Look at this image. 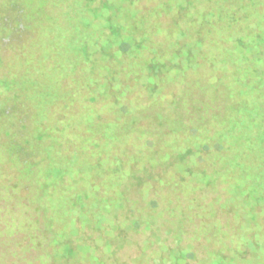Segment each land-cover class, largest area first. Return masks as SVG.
Returning a JSON list of instances; mask_svg holds the SVG:
<instances>
[{
  "label": "rangeland",
  "instance_id": "1",
  "mask_svg": "<svg viewBox=\"0 0 264 264\" xmlns=\"http://www.w3.org/2000/svg\"><path fill=\"white\" fill-rule=\"evenodd\" d=\"M116 3L127 17L121 15L115 24L123 30L125 42L131 44L146 34L152 13L143 7L137 18L139 11ZM55 10L56 22L44 26L38 21L19 26L16 13H6L9 28L2 37L7 45L3 48L0 44V264H264V197L260 200L264 196V156L241 161V146L238 152L237 146L231 145L229 150L222 146L216 148V155L203 153L197 164L188 161L208 173L218 171L214 183L205 185L208 177L194 175L184 187L149 180L140 189L131 184L138 186L145 179L143 161L125 169L115 163L109 175L104 172L105 159L87 161L99 138H117L127 144L120 148L122 153L149 150L147 155L152 157L156 152V162L161 169L166 168L164 150L180 134L224 122L229 112L239 107L243 96L229 90L237 85L235 92L244 93L245 69L240 68V81L228 74L221 84L212 78L211 71L201 80L194 75L183 80L182 73H169L155 93L145 92L146 107L138 109L126 102V112L106 113L105 123L92 124V143L84 144L76 132L83 112L81 84L87 79L76 82L78 74L66 76L65 72L72 64L76 70L84 64L78 53H67L64 48L78 52L81 14L72 9L69 18L67 8ZM163 13L157 12L159 16ZM129 15L136 17L131 24ZM172 43L167 38V44ZM95 49L93 40L86 44L89 54ZM137 55L133 56L129 79L139 83L136 78L143 69ZM35 90L47 92L52 100L40 101L41 94ZM165 93L169 95L163 97ZM88 98L95 100L92 94ZM66 101L74 103L65 107ZM43 106L45 113L40 115ZM68 109L73 110L76 121L71 122L74 127L68 133L77 136L57 143L48 136L47 147H43L39 137L46 128L40 123L48 120L49 128L61 130L57 117ZM221 130L216 137L223 136ZM258 141L253 153H264ZM225 170L239 172L227 177ZM74 171L79 177L70 181L67 176ZM105 183L124 195H116L113 188L105 191ZM92 186L100 188L95 191ZM66 198H76V203L71 205ZM73 225L84 233L81 239ZM71 236L78 237L74 243L80 244L75 256L68 254V240L60 248ZM239 250L241 254L236 255L234 251ZM183 251L181 258L178 252Z\"/></svg>",
  "mask_w": 264,
  "mask_h": 264
},
{
  "label": "trees",
  "instance_id": "2",
  "mask_svg": "<svg viewBox=\"0 0 264 264\" xmlns=\"http://www.w3.org/2000/svg\"><path fill=\"white\" fill-rule=\"evenodd\" d=\"M116 1L123 3L125 7L139 11L137 18L141 16L143 7L148 8L152 13V21L146 34L134 38L131 44L125 42L123 30L115 24L121 15L127 17L126 11L121 10ZM64 8H67L68 11L65 14L69 18V11L72 9L77 14H81L78 22H81L79 29L82 31L80 39L82 42L78 46V52L67 49L65 45L64 48L67 53H78L84 64L79 70H76V64L70 65L65 70L66 76L78 74L76 82L87 79L86 84H81L83 112L79 116L80 125L78 124L76 132L84 144L92 143V124L105 123L106 119L103 117L106 113L126 112L124 110L126 102H130L138 109L146 107L145 92L155 93L160 88L159 83L169 73H182L183 80L192 78L193 75L201 80L210 75L211 71L212 78L221 84L223 76L230 74L236 80L235 82H238L241 79L240 68L246 71L244 83L247 88L244 93L235 92L238 89L237 85H232L229 90L232 94L243 96L244 100L241 101L239 107L231 110L224 122L180 134V137L164 150V160L168 164L166 168L161 169L156 162V152L152 157L147 155L149 150H139L130 154L122 153L120 148L127 147V144L117 138H110L108 141L99 138L96 147L92 149V152L90 151L87 161L99 162L102 158L105 159L107 166L104 172L107 175L110 174L109 171L115 163L119 162L125 169L143 161L145 179L141 180L138 186L136 183L131 184V187L140 189L146 187L149 180L159 183L166 181L172 185L184 187L194 175L208 177L204 181L205 185L214 183L217 180L218 171L208 173L206 169L188 164V161H195L197 164L202 160L203 153L216 155L219 153L216 148L222 149V146H227V150L231 148V145L237 146L236 152L241 146L243 150V157H239L241 161L250 162L264 156V153L259 150L253 153L256 140H259V144L264 147V0H0L1 47L4 48L7 45L2 35L9 28L6 18L8 11L16 13L18 17L16 23L19 26L29 21H31L30 24L38 21L44 26L53 25L56 22L55 9L62 12ZM159 11H164V13L159 16L157 14ZM130 16L129 24L136 19ZM167 38L173 40L170 46L167 44ZM91 40L96 48L93 54H89L86 50V44ZM10 46L11 44L8 45ZM1 55L0 48V63L3 60ZM134 55L139 56L141 69H143L136 78L140 80L139 83L129 79V70L135 63ZM227 57L230 58L225 61ZM182 79L178 80L176 87H179ZM8 90L12 92L11 87ZM35 91L25 93L29 95L34 94ZM36 93L41 94L40 101L44 103L52 100L48 98L47 92L39 90ZM90 94L94 95V102L88 98ZM168 95L162 94L163 97ZM172 96L174 98L177 96L176 88ZM73 103L74 101H66L64 106L71 107ZM71 111L73 110L63 111L57 117L62 122L61 130L54 126L49 128L48 120L40 123L46 128L41 130L39 137L43 147H47L45 138L48 136L54 143L60 142V139L64 137L77 136L74 132L68 133V129L74 127L71 122H76ZM40 112H43L40 115H44L45 107ZM69 122L71 124H68ZM49 129L56 132L54 136L49 134ZM103 130L106 131L107 126ZM218 130L223 131V136H215ZM236 139L238 141H235ZM115 146H118V149H115ZM85 148L87 147L83 146V149ZM101 151L106 154L101 155ZM41 162H44V158ZM253 168L254 166L251 165V172L254 171ZM157 169L159 170L156 171ZM224 172L228 174V177L238 173L239 170L237 172L225 170ZM76 176L79 177L78 171L70 173L67 177L73 180ZM91 180L92 178L88 182H92ZM105 184L103 187L105 191L113 188L116 195H124L115 186ZM92 188L96 191L100 186H92ZM66 201L74 205L76 198H66ZM261 219L264 220V217ZM76 222H78L77 219L74 223ZM73 229L81 239L84 233L78 231L76 225H73ZM77 238L68 237L60 243V248L68 240V245L66 244L68 254L75 256L80 247V244L74 243ZM86 247L89 248V246ZM234 252L236 255L241 254L240 250ZM178 255L182 258L184 251L178 252Z\"/></svg>",
  "mask_w": 264,
  "mask_h": 264
}]
</instances>
